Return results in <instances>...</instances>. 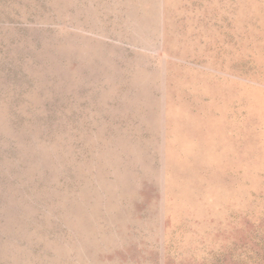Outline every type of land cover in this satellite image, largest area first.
<instances>
[{"label":"rangeland","instance_id":"obj_1","mask_svg":"<svg viewBox=\"0 0 264 264\" xmlns=\"http://www.w3.org/2000/svg\"><path fill=\"white\" fill-rule=\"evenodd\" d=\"M0 264H264V0H0Z\"/></svg>","mask_w":264,"mask_h":264}]
</instances>
